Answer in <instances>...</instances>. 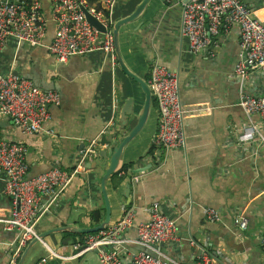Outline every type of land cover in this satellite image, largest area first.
Here are the masks:
<instances>
[{
	"label": "crops",
	"instance_id": "0c3cea01",
	"mask_svg": "<svg viewBox=\"0 0 264 264\" xmlns=\"http://www.w3.org/2000/svg\"><path fill=\"white\" fill-rule=\"evenodd\" d=\"M189 1L151 0L130 26L137 30L135 46L120 35L124 63L138 77L147 82L155 66L178 74L186 142L173 150L154 147L160 114L152 98L145 127L125 149L119 170L106 183L112 208L110 228L128 212L134 214V226L119 235L124 241L120 260L134 264V256L146 251L137 244L135 226L148 222V209L159 203L163 214L179 228V243L161 248L169 258L180 264H199L197 257L205 251L213 264H264L260 243L264 235V144L257 137L242 139L246 133L253 134L260 118L241 106L244 95L264 98V76L258 69L249 70L244 83L237 76L241 59L237 26L221 31L217 47L211 46L209 52L192 54L183 35L184 6ZM142 2L119 0L114 25ZM245 3L264 24V0ZM55 33L50 23L44 47L18 45L10 39L0 51V75L18 74L32 80L38 89L53 90L60 96V104L50 108L51 117L41 133L23 134L1 114L0 131L9 141L28 149L30 177L54 169L78 172L53 205L42 199L44 213L37 233L45 238L42 247L30 254L35 258L28 264H101L97 252L77 256L75 250L92 234L64 228H92L102 222L106 214L102 197L105 170L99 152L108 146V133L120 128L125 101L134 98L139 113L145 96L104 54L75 56L66 64L57 63L47 50ZM136 123L131 122L129 131ZM92 141L97 143L98 154L84 158L82 151ZM6 178L0 176V220L7 219L11 209ZM209 208L219 211V222L206 219ZM96 213L102 217L100 223L95 222ZM238 217L248 219L245 231L236 224ZM15 238L0 222V264H10Z\"/></svg>",
	"mask_w": 264,
	"mask_h": 264
},
{
	"label": "built area",
	"instance_id": "2783aa9c",
	"mask_svg": "<svg viewBox=\"0 0 264 264\" xmlns=\"http://www.w3.org/2000/svg\"><path fill=\"white\" fill-rule=\"evenodd\" d=\"M119 0H0V51L10 39L18 45L32 48L45 46L48 27L53 23L56 29L48 52L57 63L66 64L75 56L92 53L106 55L114 69L119 67L113 34V16ZM86 12L105 28V33L94 27ZM233 26L239 28L241 59L236 74L244 83L249 70H260L264 76V24L253 17L245 0H190L184 6L183 35L189 42V50L198 55L217 47L216 37L221 31L228 32ZM153 98L156 99L160 124L154 147L166 150L179 149L185 145L184 110L180 98L179 76L173 71L155 66L147 81ZM60 104V96L53 90L38 89L32 80L15 73L0 75V114L10 118L23 134L36 135L43 131L50 115V108ZM241 106L248 114H257L258 126L242 139L264 144V98L248 95L242 97ZM84 158L98 154L97 143L92 141L82 151ZM28 149L9 141L0 131V176L5 175L6 193L11 198L9 217L0 220L6 232L16 235L14 252L10 264H16L28 245L39 240L38 222L44 213L43 198L53 205L70 186L78 172L68 173L59 169L30 177L27 161ZM48 212V209H46ZM148 222L136 224L137 244L146 249L134 256V264H180L162 251L163 246L179 243V228L174 220L163 214L161 205L154 203L148 209ZM209 222H219L218 210H206ZM134 214L128 212L124 219L106 231L92 234L82 245L75 246L83 256L97 252L101 264H123L120 252L124 241L119 235L134 226ZM236 224L242 231L248 227L245 217H238ZM264 251V235L260 240ZM110 247V250L107 248ZM55 255L54 253H52ZM199 264H213L209 254L202 251Z\"/></svg>",
	"mask_w": 264,
	"mask_h": 264
},
{
	"label": "water",
	"instance_id": "95a60500",
	"mask_svg": "<svg viewBox=\"0 0 264 264\" xmlns=\"http://www.w3.org/2000/svg\"><path fill=\"white\" fill-rule=\"evenodd\" d=\"M151 0H143V2L135 9V11L124 17L123 19L116 22L113 26V34L115 39L116 45V55L118 57L119 68L124 72V74L132 79L136 84H138L142 90V93L145 96L143 107L141 112L136 113L135 105L136 100L134 98L127 99L125 101L124 106L121 110V118H120V128H117L113 133H108V137L106 141L108 142L107 148L102 149L99 152V157L103 162L105 174L102 179V197L105 205V217L103 218L102 222L92 228H64V231L67 229L71 230L70 232L79 233V234H96L99 232L106 231L110 228L111 224V201L108 195V191L106 188V183L111 176H113L120 168L121 159L125 149L130 145V143L140 134V132L145 127L150 112H151V105H152V93L148 86V83L143 80L142 78L138 77L135 73L130 71V69L124 63L120 52L119 46V39L120 35L122 34L125 41L131 46H135L136 34L137 30L131 29V24L137 22L142 14L145 12L146 8L150 4ZM87 18L90 23L96 27L100 32L105 33V28L99 24V22L90 16L88 12H86ZM141 27V25H140ZM136 120V125L129 131L131 122ZM122 132V133H121ZM124 132V133H123ZM125 132H127L125 134ZM135 174V172H133ZM45 236H41L39 240H35L31 243L25 252L23 253L20 261L18 264H28L29 262L33 261L35 255H30L34 249H38V247H42V241ZM15 249V248H14ZM39 250V249H38ZM30 255V256H29Z\"/></svg>",
	"mask_w": 264,
	"mask_h": 264
},
{
	"label": "trees",
	"instance_id": "16d2710c",
	"mask_svg": "<svg viewBox=\"0 0 264 264\" xmlns=\"http://www.w3.org/2000/svg\"><path fill=\"white\" fill-rule=\"evenodd\" d=\"M96 216L95 222H99L102 220V217L99 216V214H94V217Z\"/></svg>",
	"mask_w": 264,
	"mask_h": 264
}]
</instances>
